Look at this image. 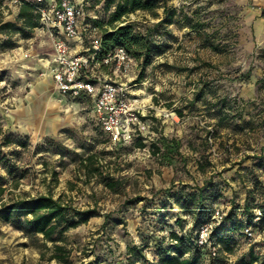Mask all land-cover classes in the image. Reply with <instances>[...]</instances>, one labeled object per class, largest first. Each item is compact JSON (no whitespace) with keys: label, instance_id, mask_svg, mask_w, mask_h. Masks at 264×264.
Segmentation results:
<instances>
[{"label":"rangeland","instance_id":"rangeland-1","mask_svg":"<svg viewBox=\"0 0 264 264\" xmlns=\"http://www.w3.org/2000/svg\"><path fill=\"white\" fill-rule=\"evenodd\" d=\"M23 1L48 8L60 0H0V23L19 25ZM106 1L83 2L82 52L111 29ZM167 6L179 13L167 30H154L164 52L146 67L133 58L128 73L132 98L144 110L147 130L126 145L114 144L102 131L88 100L42 85L41 61L52 52L45 31L37 27L25 34L0 32V183L5 189L0 207L52 194L73 207L96 212L90 222L65 232L56 242L0 218V264L95 260L116 264L124 259L128 245L151 246L157 237L168 241L171 231L194 239L197 204L179 200L181 196L203 195L209 208L224 216L233 207L260 210L264 41L260 43L250 31L247 0H167ZM158 13L160 17L154 18L138 11L124 20L145 33L159 22L163 9ZM97 74L114 76V69L101 67ZM161 137L181 144L180 155L171 164L153 152V144L161 147ZM7 138L14 142L6 143ZM91 154L99 168L94 175L81 163ZM109 178L115 180L114 189L106 184ZM169 191L178 196H169ZM261 224L256 240H250L247 228L235 233L232 251L219 244L221 261L216 263L242 264L252 249L260 258L255 264H264ZM206 252L202 255L208 261ZM147 254L153 259L154 249Z\"/></svg>","mask_w":264,"mask_h":264},{"label":"trees","instance_id":"trees-1","mask_svg":"<svg viewBox=\"0 0 264 264\" xmlns=\"http://www.w3.org/2000/svg\"><path fill=\"white\" fill-rule=\"evenodd\" d=\"M36 7L23 1L17 17L19 25L11 22L0 23V32L7 36L17 33L25 34L27 31L40 27V15ZM161 8L163 9V16L151 29H146L145 33L136 32V23H126L124 20L130 14L138 11L159 18L158 10ZM105 11L110 12L107 24L111 29L104 31L100 38V56L121 47L132 58L141 60L143 67L149 65L155 55L164 52V45L154 39V30L159 29V27L167 30V26L173 25L178 20L179 13L177 9L167 6V0H107ZM97 24L100 25L99 22ZM180 115L182 116L181 112ZM6 140L8 144L14 142L12 138ZM160 143L161 147L155 144L152 145L155 156L163 163L171 164L180 155V142L175 139L161 137ZM17 144L26 147L24 141H18ZM139 146L144 147L145 145L141 142ZM95 159L96 156L91 154L81 160L82 166L90 175H94L95 172L99 171L98 166L95 167L97 163ZM106 184L113 189L116 186L115 180L111 178ZM4 192L5 189L0 183V194ZM262 193L263 204L260 205V210L263 217L260 220L261 222L255 223L256 214L251 211L249 205H246L243 211L238 207H233L224 216L222 223L212 230L211 242H214L216 246L222 244L225 251H232L233 244L236 242L234 240L235 233H244L247 228L253 229L255 234L260 233L261 223L264 222V186ZM168 194L169 196H178L171 191ZM184 199L186 202L191 201L197 204L193 230L197 229L199 231L200 227L210 219L215 211L213 212L209 208L210 205L206 203L203 195H199L198 199L195 195H186L179 198V200ZM95 216L96 212L94 210L78 209L66 202L63 197L60 196L55 199L52 194L38 195L29 199H17L4 203L0 207V218L2 220L5 222L13 221L19 228H24L27 233L42 235L45 240L51 242L61 240L65 232L87 224ZM226 225L228 229L225 230ZM197 234L193 239L190 235L182 236L175 231H171L168 241L165 237H157L152 241L151 246L149 243L128 245L124 259L117 261L116 264H217L216 262H220L221 259L218 256L213 257L211 255L210 249L207 253L205 246H199ZM56 236H59V238H56ZM151 247L154 249L153 259H150L147 254ZM56 248L62 251L61 247ZM202 252L209 255L208 261L203 259ZM259 260L260 258L251 249L249 260H242V264H255ZM83 264H102V262L95 260Z\"/></svg>","mask_w":264,"mask_h":264},{"label":"built area","instance_id":"built-area-1","mask_svg":"<svg viewBox=\"0 0 264 264\" xmlns=\"http://www.w3.org/2000/svg\"><path fill=\"white\" fill-rule=\"evenodd\" d=\"M40 15V27L53 40L52 78L58 91L74 99L88 97L93 102L94 117L102 131L114 144H130L147 130L143 121L144 110L132 98L128 73L134 65L133 58L124 48L101 55L100 39L93 41L90 49L73 52L69 41H82L81 21L84 5L81 0H60L51 7H36ZM113 68L114 76L98 75L101 68ZM119 73V75H117ZM255 223L263 217L256 211ZM221 210L215 211L198 231L199 246L208 245L211 255H219L218 246L210 240L216 225L223 221ZM250 240H256L255 232L247 230Z\"/></svg>","mask_w":264,"mask_h":264},{"label":"crops","instance_id":"crops-1","mask_svg":"<svg viewBox=\"0 0 264 264\" xmlns=\"http://www.w3.org/2000/svg\"><path fill=\"white\" fill-rule=\"evenodd\" d=\"M33 1H40V0H33ZM48 3H52L54 0H45ZM81 2H84V0H81ZM247 4L249 5L247 7L246 11V21L249 24L250 31L253 33L254 37L261 42L264 41V0H247ZM42 29L41 27H39ZM35 28V29H39ZM81 29V28H80ZM45 31L48 36L50 37L49 33ZM52 41V52L48 54L47 57L43 58L41 61V69H40V76L42 78V85L47 86V84H51L55 86V83L52 78V58L54 55V46H53V40L50 37ZM69 44L73 48V52H82L84 50L83 46V38L82 41H69ZM56 87V86H55ZM83 100H88L92 105V111L94 116V107L93 102L88 97L79 98Z\"/></svg>","mask_w":264,"mask_h":264}]
</instances>
